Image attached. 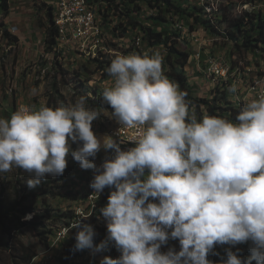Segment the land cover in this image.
Wrapping results in <instances>:
<instances>
[{
	"label": "clouds",
	"instance_id": "9594fccd",
	"mask_svg": "<svg viewBox=\"0 0 264 264\" xmlns=\"http://www.w3.org/2000/svg\"><path fill=\"white\" fill-rule=\"evenodd\" d=\"M106 71L112 82L101 102L119 125L141 129L132 147L94 132L103 114L84 95L55 108L21 107L0 117V175L23 170L35 188L62 176L69 155L93 170V192L110 190L99 209L106 236L94 242V227L81 220L90 215L64 236L78 229L75 251L120 253L99 264H215L208 257L218 255L217 246H227L219 264H264V90L234 121L197 119L187 93L164 74L160 54L119 55ZM101 149L111 156L97 165ZM169 240L179 249L162 251ZM241 244H249V256L240 254Z\"/></svg>",
	"mask_w": 264,
	"mask_h": 264
},
{
	"label": "rangeland",
	"instance_id": "374dc122",
	"mask_svg": "<svg viewBox=\"0 0 264 264\" xmlns=\"http://www.w3.org/2000/svg\"><path fill=\"white\" fill-rule=\"evenodd\" d=\"M9 1L13 7L23 2H26V6H33L37 10L36 18L38 22L45 25V27H49L50 22L47 15L49 6L48 0H8V3ZM127 2L126 0H114L109 3L108 0H99V3L96 4L97 17L101 23L104 24V14H106V19L111 22V26L116 27V30L112 32L111 29L104 24L105 39H103V43L99 44V46H101L100 51L93 50L94 53L91 52L89 54L87 51L82 52L79 56L71 58L68 65L67 61H58V66L61 64L62 67L54 66L53 56H56L54 50L53 55L51 51L49 55H45V83L42 87L41 95L45 99L46 106L55 108L61 105L74 104L79 96L84 95L87 97L88 105L94 107V102L96 103L101 98L100 93L103 88L109 86L112 82V78L110 76L104 77L99 69L101 65H106L102 57L103 55L107 56L108 59L112 61L119 55H128L132 53H148L151 55L158 53L162 57V69L164 74L170 71L169 65L165 62V49L158 46L155 48L148 47L142 43L141 34L131 27V22H134L137 18L143 21L146 20V25L151 24L148 17L153 14L152 10L148 9L144 2H141L139 3V10L135 6L134 9L138 11L131 14V12L128 11ZM179 4L187 7L189 12H191L195 6L205 7L209 16L215 19H219L223 12H226L230 17L240 14L244 10L250 12H264V0H184L179 1ZM3 15H5V12L2 7H0V24L3 22ZM205 17L206 15L202 16V18ZM171 18L175 28L182 31L183 39L179 41L178 47L190 53V58L186 65V74L193 87L194 96L196 98H211L216 92L218 93L225 90L231 105L233 106V104H235L236 110L241 109L247 104L244 100H238V96H241V83L239 81L242 79L243 69H249L252 73L245 74V82H252L253 74L264 75V56L261 54L250 55L248 52L239 50L235 43L205 30L199 22L193 21V17L191 16L173 14ZM191 26L193 31H190ZM225 26L226 24L222 23L220 28L223 29ZM160 28L161 27H159V29ZM127 50L130 51L126 52ZM196 52H200L201 54V56L195 58L197 63L193 61ZM210 55L218 58L221 57L229 62L230 72L228 74V82L224 83V87L222 86L223 79L216 73L212 74V83L211 78H206L203 75L204 60ZM58 56H60V54ZM246 56L247 58L251 56V59H243V57ZM77 74H80V79ZM198 76L205 80L197 83L196 80ZM80 82L83 83L84 87H81ZM38 83L39 81L34 80V82L30 83V86L26 87L24 82L23 91L27 90L29 93V89L31 88L40 89ZM217 85L219 87H216ZM233 86L236 87V92L230 90ZM88 87L91 88L90 92H87ZM92 90L95 91V93H92ZM11 93L13 92L11 91ZM4 94L5 90H2V92H0V97H5L6 94ZM35 99H37V97H35ZM223 106H225V104H223ZM34 109L38 108L34 107ZM97 109L101 111L103 115L99 120L93 121L92 128L94 132L96 134L107 133L112 135L111 132L116 126L117 121L111 117V110L104 108ZM201 109L205 110V106L201 105ZM17 110V108H14V110L3 111L2 117L9 118L11 114ZM190 114L197 119L202 118L204 115H208L206 112L199 115L195 109L191 110ZM231 118L233 121L235 120L233 116H231ZM72 147H77V144H72ZM101 150L102 152H98L95 158V163L97 165H100L102 159L107 158L110 152H105L103 149ZM71 159L69 155L68 164L62 176H47L35 188H29L27 186L29 176L23 170L14 168L11 172L0 175V264H13L10 251L6 247L9 241L6 228H14L17 218H19L21 222L33 220V212H21L23 206L26 208L30 206L35 209V213L37 214L44 212L45 207L48 206L63 210L66 208L77 209L78 207H86L85 215H90L92 213V209L96 202L95 200L98 198V195L94 201L89 198V195H91L90 193L93 192L89 187V183L94 175L93 170H82L79 164ZM46 185H60L63 196L52 197L50 195H45V193L42 192V188ZM54 190L59 189L54 187ZM75 197L78 199L74 200L73 198ZM17 202H20L21 207L15 209L14 205ZM29 214L31 218L26 219L25 217ZM99 223L106 227L103 218H100ZM66 231L67 229L64 230V227H61L59 223L54 224L53 232L51 234H46L48 236L47 245L45 240L41 238V235L45 232V228L43 226L27 224L18 232L17 239L20 243L33 245L37 249L40 259L45 258L46 261V256H51V260L54 264H61L60 259L69 238V235H67L66 238L64 236ZM168 247H175L178 250V240H169L168 244L162 246L161 250L167 251ZM225 247L227 246H217L214 251L218 253V255L210 254L208 258L215 262V264H219L221 258L224 257ZM236 248H239L240 254L244 257L250 255L249 244H241L236 246ZM236 248L233 250L235 251ZM78 252L76 256L70 259L69 264H99L100 260L105 255L115 258L120 254L115 247L113 252L110 247L108 251L95 255L89 250ZM32 262H34V260H32ZM253 264H255V261H253Z\"/></svg>",
	"mask_w": 264,
	"mask_h": 264
},
{
	"label": "trees",
	"instance_id": "16d2710c",
	"mask_svg": "<svg viewBox=\"0 0 264 264\" xmlns=\"http://www.w3.org/2000/svg\"><path fill=\"white\" fill-rule=\"evenodd\" d=\"M113 1L114 0H108L109 3ZM126 1H128V11H130L131 14L136 13V11L139 10V3L141 2H144L146 4V7L152 10L153 14L148 17V20L151 21V24L146 25V20L143 21L137 18V20L131 22V27L137 30L139 34H141L142 43H144L148 47L155 48L158 46L165 49V62L167 63V65H169L170 69V71L165 75L170 80L175 82L179 86L181 91L187 93L185 99L186 101L190 102L189 112L195 109L199 115H202L204 114V112H206L208 115H215L228 120H232L231 116H233V118L235 119L240 109L236 110L237 108L235 104H233V106L231 105L230 101L227 98V92L225 90L218 93L216 92L211 98H196L194 96L193 87L190 84L188 76L186 74V65L188 64L190 53L181 50L178 47L179 41H182L183 39L182 31L178 28H175L171 16L173 14H177L179 16H191L193 17V21L197 23L199 22L205 30L213 33L216 36H222L223 38L235 43L239 50H243L244 52L259 51L260 54L264 56V12H250L244 10L240 14H236L231 17L226 14V12H223L219 19H215L209 16V13L206 11L205 7L195 6L193 7L192 11L189 12L187 7L179 4V1L184 0ZM98 3L99 0H91L92 5H96ZM135 6L138 8V10L134 9ZM0 7H2L5 14L8 13V0H0ZM47 15L50 25L46 28V45L49 49H51V47L56 42L55 37L57 34V30L54 26L52 6L50 5L47 9ZM104 15V24L108 28H110L112 32H114L116 30V27H112L111 22L106 19L107 15ZM203 15H206V17L202 18ZM222 23L226 24L225 28L223 29L220 28ZM159 27L161 28L159 29ZM190 28V31H193L192 26ZM56 49L57 48H53V50L56 52V56H58L60 54V51ZM129 51L130 50H127L126 52ZM102 57L106 65H101L99 69L104 77H108L109 74L106 70L111 63V59H108V57L105 55H103ZM59 66L62 67L61 64ZM77 76L80 79V74H77ZM80 83L81 87H84L83 83ZM216 87L219 86L217 85ZM90 91L91 88L88 87L87 92ZM92 93H95V91L92 90ZM223 104H225V106H223ZM201 105L205 106V110L201 109ZM93 106L96 108L111 110L106 105L102 104L101 98L96 103L94 102ZM54 187H57L59 190H54ZM60 188V185H46L44 188H42V192H44L45 195H50L52 197L63 196ZM109 191L110 190L108 188H105L104 192L100 196H98V198L95 200L96 202L92 209V213L87 219L81 218V216L76 213V209L73 208H66L63 210L54 209L48 206L45 207L44 212L37 214L35 213V209L31 208L30 206H27V208L23 206L21 212H33L34 217L33 220L29 222H21L19 218H17L14 224V228H6V231L9 235V241L6 244V247L10 251L12 263L31 264L32 259L36 256H39L37 249L33 245L20 243L17 239L18 232L27 224L43 226L45 228V232L41 235V238L45 240L46 244L48 245V236L46 234H51L53 232L54 224L59 223L61 227H66V229L68 230L71 228V225L73 223L77 222L81 218L82 224L87 223L91 224L94 227L96 232L94 242L99 243L102 239L105 238L107 232L106 227L102 226L101 223H99L100 218H102L99 215V209L101 206L107 203ZM73 199L77 200L78 198L75 197ZM18 207H21L20 202H17L14 205L15 209H17ZM77 231L78 229L73 228L68 233V242L64 247V252L60 259L61 264H69L70 259H72L79 253L78 251L74 250L75 236ZM111 251H114V247H111Z\"/></svg>",
	"mask_w": 264,
	"mask_h": 264
},
{
	"label": "crops",
	"instance_id": "0c3cea01",
	"mask_svg": "<svg viewBox=\"0 0 264 264\" xmlns=\"http://www.w3.org/2000/svg\"><path fill=\"white\" fill-rule=\"evenodd\" d=\"M36 13L37 10L26 6V2L13 7L9 1L8 13L3 15L0 24V92L5 90L6 95L0 97V117L3 111L14 108L46 106L41 94L45 83V55H49L50 49L46 45L47 27L38 22ZM91 52L94 53L88 49V54ZM34 80L39 81L40 89L31 88L29 93L23 91L24 82L27 87ZM202 80L205 79L198 76L196 81ZM47 264H54L51 256H47Z\"/></svg>",
	"mask_w": 264,
	"mask_h": 264
},
{
	"label": "built area",
	"instance_id": "2783aa9c",
	"mask_svg": "<svg viewBox=\"0 0 264 264\" xmlns=\"http://www.w3.org/2000/svg\"><path fill=\"white\" fill-rule=\"evenodd\" d=\"M48 5L52 6L54 26L57 30L56 42L50 49L52 55L53 48H60V56H53L54 66L58 67V61H67L68 65L71 58L79 56L83 51H88L90 37L97 36V33L105 34L104 24L97 17L96 5H91V0H48ZM247 52L250 55L260 54L259 51ZM197 56H201L200 52L194 54V60ZM243 59H251V56L249 58L243 57ZM203 67V75L206 78H211V83L213 71H220L223 75V87L224 83L228 82L230 66L226 59L210 55L204 60ZM245 74H252L251 70L243 69L242 79L239 81L241 83V96H238V100L249 103L257 99L260 92L264 90V75L253 74V82H245ZM140 131L139 128L128 129L125 127L118 130L117 133L111 134L120 142L122 149H127L133 146L130 141L137 138ZM109 157L110 152L107 158ZM89 198L94 201L97 194L91 192ZM86 209V207H78L76 213L81 217L85 216ZM65 229L66 227H64ZM32 260H34V264H47L45 258L34 257Z\"/></svg>",
	"mask_w": 264,
	"mask_h": 264
},
{
	"label": "bare ground",
	"instance_id": "6f19581e",
	"mask_svg": "<svg viewBox=\"0 0 264 264\" xmlns=\"http://www.w3.org/2000/svg\"><path fill=\"white\" fill-rule=\"evenodd\" d=\"M104 37H105L104 33H97V36L90 37V40L88 41V49L89 50L92 49L94 51H100L101 46H99V44L104 42V40H103V39H105ZM57 49H58V51H60V48H57ZM83 52H86V51H83ZM213 73H216L219 77H221L223 79V75L221 74L220 71H213ZM124 128H125V126H121V125H119L117 123L111 133H117L118 130H121V129H124Z\"/></svg>",
	"mask_w": 264,
	"mask_h": 264
}]
</instances>
